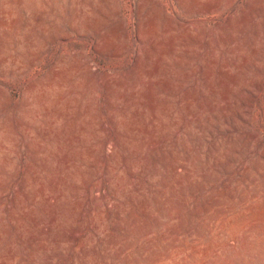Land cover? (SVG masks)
I'll return each mask as SVG.
<instances>
[{
	"label": "rangeland",
	"instance_id": "374dc122",
	"mask_svg": "<svg viewBox=\"0 0 264 264\" xmlns=\"http://www.w3.org/2000/svg\"><path fill=\"white\" fill-rule=\"evenodd\" d=\"M0 264H264V0H0Z\"/></svg>",
	"mask_w": 264,
	"mask_h": 264
}]
</instances>
